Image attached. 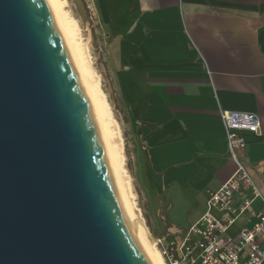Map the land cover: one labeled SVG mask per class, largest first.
<instances>
[{"label": "water", "instance_id": "obj_1", "mask_svg": "<svg viewBox=\"0 0 264 264\" xmlns=\"http://www.w3.org/2000/svg\"><path fill=\"white\" fill-rule=\"evenodd\" d=\"M0 264H155L45 0H0Z\"/></svg>", "mask_w": 264, "mask_h": 264}, {"label": "crops", "instance_id": "obj_2", "mask_svg": "<svg viewBox=\"0 0 264 264\" xmlns=\"http://www.w3.org/2000/svg\"><path fill=\"white\" fill-rule=\"evenodd\" d=\"M95 2L116 26L112 66L133 90L147 166L165 195L172 225L158 236H184L205 212L207 193L236 169L220 111L261 118L241 159L264 198V0ZM260 208L255 203L228 235L251 226Z\"/></svg>", "mask_w": 264, "mask_h": 264}, {"label": "built area", "instance_id": "obj_3", "mask_svg": "<svg viewBox=\"0 0 264 264\" xmlns=\"http://www.w3.org/2000/svg\"><path fill=\"white\" fill-rule=\"evenodd\" d=\"M219 120L236 169L219 189L207 193L205 212L184 236L157 237L156 247L165 264H264V198L241 159L247 136H260L262 120L254 113L230 110L220 111ZM255 203L261 205L254 213L255 221L230 237L228 230Z\"/></svg>", "mask_w": 264, "mask_h": 264}, {"label": "rangeland", "instance_id": "obj_4", "mask_svg": "<svg viewBox=\"0 0 264 264\" xmlns=\"http://www.w3.org/2000/svg\"><path fill=\"white\" fill-rule=\"evenodd\" d=\"M65 1L66 10L71 13L79 27L81 42L88 50L98 88L109 107L110 119L119 144L122 164L120 167L124 177L126 176V185L148 233L156 238L167 232L172 224L165 218V195L158 184V178L147 166L133 90L117 72V68L112 66L110 45L115 36L112 32L116 26L106 22L95 0H81L87 16L86 25L81 20L74 0ZM178 216L180 225H183L181 213Z\"/></svg>", "mask_w": 264, "mask_h": 264}, {"label": "bare ground", "instance_id": "obj_5", "mask_svg": "<svg viewBox=\"0 0 264 264\" xmlns=\"http://www.w3.org/2000/svg\"><path fill=\"white\" fill-rule=\"evenodd\" d=\"M48 11L51 13L54 24L58 29L63 43L67 46L71 59H73L77 74L80 77L84 91H86L90 106L93 109L96 123L103 140L104 148L111 171L113 172L116 186L118 187L122 203L127 211L129 219L139 235L148 255L155 264H165L156 247L154 235H150L144 225L140 212L133 202L131 192L126 185L123 171H121V157L116 132L110 119L109 107L102 92L97 85V79L91 69L86 45L81 42L79 27H77L71 13L66 10L65 0H45ZM86 25V24H84Z\"/></svg>", "mask_w": 264, "mask_h": 264}]
</instances>
